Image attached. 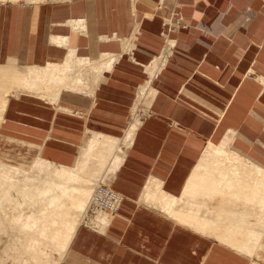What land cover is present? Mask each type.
<instances>
[{
  "label": "crops",
  "instance_id": "1",
  "mask_svg": "<svg viewBox=\"0 0 264 264\" xmlns=\"http://www.w3.org/2000/svg\"><path fill=\"white\" fill-rule=\"evenodd\" d=\"M175 8L188 27L168 32L173 46L155 95L111 177L124 196L120 211L103 231L81 223L60 264H264V238L252 255L157 205L160 190L180 197L207 145L226 136L232 152L264 169V0H0V66L117 57L94 95L62 89L50 101L12 91L0 136L66 167L90 132L122 137Z\"/></svg>",
  "mask_w": 264,
  "mask_h": 264
},
{
  "label": "bare ground",
  "instance_id": "2",
  "mask_svg": "<svg viewBox=\"0 0 264 264\" xmlns=\"http://www.w3.org/2000/svg\"><path fill=\"white\" fill-rule=\"evenodd\" d=\"M172 44L173 41L160 57L147 66L148 78L138 89L132 118L122 138L90 132L87 145L74 167L44 159L35 160L28 167L0 160V224L10 227L6 225L12 240L11 247L7 246V249H12L14 253L17 250L16 256H13L16 262L60 264L78 228L77 214L82 211L102 169L96 168L91 172V160L108 161L104 173L114 174L119 168L125 157V148L131 144L141 122L139 107L147 110L150 106L155 95L152 82L165 64ZM116 61L117 57L113 55H103L100 60L91 61L72 54L62 64L22 69L14 60H9L0 66V122L10 93H17L14 85L20 84L27 88V93L52 101L59 97L62 89L84 93L90 89L89 80L93 79L90 94L94 95L103 80V73L111 71ZM86 68L89 72L92 70L93 75L84 76L82 71ZM231 141V137L226 136L217 144H208L183 194L172 197L160 190L157 205L186 227L215 235L220 241L242 251L249 250L253 255L264 238V214L239 207L236 201L264 209V169L232 152ZM100 183L108 184L104 179L97 185ZM14 189L17 193L13 192ZM16 196L22 198L17 201ZM217 198L221 202L214 205ZM88 207L89 201L81 218L85 225L89 223L86 217ZM12 218L13 221H10ZM6 219L9 221L5 222ZM111 219L110 214L99 212L94 225L98 226V231H103ZM55 250L59 258L52 256ZM253 264L260 263L256 261Z\"/></svg>",
  "mask_w": 264,
  "mask_h": 264
},
{
  "label": "rangeland",
  "instance_id": "3",
  "mask_svg": "<svg viewBox=\"0 0 264 264\" xmlns=\"http://www.w3.org/2000/svg\"><path fill=\"white\" fill-rule=\"evenodd\" d=\"M167 28V27H166ZM172 42V41H171ZM169 45H170V42H169ZM169 45H167L166 47H165V49L169 46ZM132 44L130 43V48L129 49H132ZM164 49V50H165ZM164 52V51H163ZM91 72H89L88 71V68H86L85 70H83L82 72H85L84 73V76H86V77H88V76H91V75H93V72H92V70H90ZM146 71H147V67H146ZM75 73H77V72H75ZM92 80L93 79H90L89 80V86H88V88H90V89H92L93 88V86H94V81L95 80H93V82H92ZM93 83V84H92ZM93 85V86H92ZM13 88H15L16 89V91H17V93L18 92H26L27 91V88H25L24 86H22V85H20V84H17V85H14V87ZM87 88V89H88ZM87 90V91H84L85 92V94L87 93V94H90V91L91 90ZM89 92V93H88ZM136 93H137V90H136ZM135 99H136V95H135ZM134 102H135V100H134ZM139 109H141L140 111H141V115H140V113H139V117L142 119V114H145L146 113V110L144 111L142 108H140L139 107ZM147 109V108H146ZM138 117V118H139ZM131 118H132V113H131ZM131 120V119H130ZM129 125V124H128ZM128 127V126H127ZM127 129V128H126ZM125 129V130H126ZM125 133V132H124ZM124 135H122V137H123ZM121 136L120 137H118V138H122ZM231 147H233L234 148V146H233V144H232V146ZM38 156H41V155H39L38 154V150H37V148L36 147H34L33 145H29L27 142H25V141H18V140H12V139H9V138H4V137H1L0 136V160L1 161H3V162H5V163H7V164H10V165H25V166H29V165H31L32 163H33V161H35V159L38 157ZM98 158V157H97ZM108 164H109V162L108 161H104V162H97L96 161V159H94V160H91V163H90V165H91V172H93L96 168H102L101 169V172H98V177L96 178L97 180H95V182L94 183H96V184H94V187H93V189H92V191L90 192V194L88 195V198L86 199V201H85V204H84V206H83V208H82V211H81V213H80V211H79V215L77 214V217H76V224L79 226V224H83V222H81V218H82V214H84L85 213V211H86V208H87V205H88V201H89V198H90V196H91V194H92V192H93V190H94V188H95V186L97 185V183L98 182H100L102 179H104V182H106V183H108V184H110V182H111V177H113V174H110V173H104V171H105V167L106 166H108ZM73 165V164H72ZM72 165H70V166H72ZM26 170H28V169H26ZM105 174V178H102V176ZM101 178V179H100ZM15 190V189H14ZM13 190V192L14 193H17V190H15L14 191ZM14 198H16V200L18 201L20 198H22V197H20V196H16V197H14ZM219 201V199L217 198L215 201H214V205H219L220 204V202H218ZM9 221V219H6L5 220V222H8ZM10 221H13V218L10 220ZM4 222V223H5ZM7 224H5V226H4V224L2 225V224H0V264H13L14 262H16L13 258V256L15 255L16 256V253H17V250H16V252L14 253L13 252V250L11 249H7V246H9V248L11 247V243H12V240L11 239H9L10 238V236H9V231H10V227L8 228L7 226H6ZM11 225V224H10ZM5 230V231H4ZM214 237H216L215 235H213ZM213 236H208V237H212V238H214ZM6 247V248H5ZM6 250H5V249ZM3 251H4V253H3ZM55 253H53V257L54 258H59V256H58V251H54ZM2 255V256H1ZM12 256V257H11ZM2 262V263H1ZM15 264H21V262H16ZM30 264H42V263H34V261H31L30 262ZM44 264V263H43Z\"/></svg>",
  "mask_w": 264,
  "mask_h": 264
},
{
  "label": "built area",
  "instance_id": "4",
  "mask_svg": "<svg viewBox=\"0 0 264 264\" xmlns=\"http://www.w3.org/2000/svg\"><path fill=\"white\" fill-rule=\"evenodd\" d=\"M180 12L177 8L173 9V15L166 19L165 27H167L166 31V46L169 45L168 35L170 31L176 30L179 28H187L188 26L183 22L182 18L179 17ZM124 200V196L114 190L111 185L100 183L96 186L94 193L91 195L89 199V207L86 212V217L89 221L88 225L95 231H98V226L94 225V221L99 212H105L110 214V217L114 219L120 208L122 206ZM111 219V220H112Z\"/></svg>",
  "mask_w": 264,
  "mask_h": 264
}]
</instances>
